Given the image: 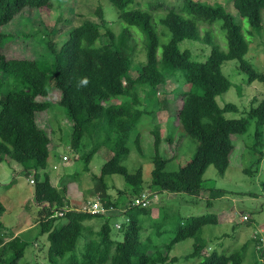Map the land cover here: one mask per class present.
I'll return each instance as SVG.
<instances>
[{
    "label": "trees",
    "instance_id": "16d2710c",
    "mask_svg": "<svg viewBox=\"0 0 264 264\" xmlns=\"http://www.w3.org/2000/svg\"><path fill=\"white\" fill-rule=\"evenodd\" d=\"M54 1L62 4L57 6ZM73 1L76 0H0V26L26 8L48 11L58 7L60 13L56 22L65 23L69 21V13L64 15L63 12L75 13L72 12ZM105 1L112 5L121 24L117 33L109 26L102 6L97 4L94 12L97 20L86 19L62 34H57L56 26L48 28V57L9 58L0 52V162L12 159L22 166L26 175L32 173L34 177V199L40 207V233H45L48 241V261L50 264H172L181 262L183 257L191 259L185 264H243L246 260L243 248L247 242L241 249L232 248L231 244L221 246L220 243L217 248L211 247L203 237V228L217 223L215 213L178 219L173 226V237L165 244L167 251L187 238L193 242L188 253L169 258L152 244L150 237L143 241L140 234L142 223L137 214H151L156 209L150 204L132 203L135 198L148 195L144 192L152 190L194 196L205 190L211 193L221 191L205 188L203 174L209 165L224 174L234 150L232 135L245 133L252 122L254 141L250 147L256 158L243 170L246 173L257 170L254 165L263 156L264 99L255 105L252 101L246 116L229 118L224 113L235 110V104L219 106L216 97L231 85L229 77L222 72V64L229 59L237 60L248 81L258 79L264 84V72L245 58L251 50L249 45L255 40L250 38L257 35L256 38H261L264 34H260L264 26V0H228L247 20L249 27L244 31L221 2L182 0L180 4L169 6L150 0L144 4L138 0ZM161 8L163 10L159 12ZM216 20L224 31L226 49L212 44L208 55L198 59L187 48L179 47L184 39L211 43L212 35L206 27ZM157 23L163 27L161 31L156 29ZM201 26L205 28L200 30ZM134 29L144 35L146 49V60L135 69L131 45ZM167 35L168 41L160 44V38ZM7 37L8 34L0 33V44ZM159 45L160 53L157 52ZM133 69L136 71L134 75L131 74ZM177 71L187 83L178 95L181 104L175 113L177 125L197 141V146L185 164L176 170H166V163L172 157L161 154L163 140L160 126L155 123L149 128L153 146L151 180L144 184L142 169L129 172L121 159L129 153L132 145L135 150L142 151L140 134L132 136L131 133L144 113L152 115L153 107H168L165 94L162 92L159 97L157 91L165 90L169 78L175 81L179 76L175 74ZM2 75L8 78L2 79ZM9 80L17 83L13 82L14 86L9 87ZM52 89L60 92L58 104L65 109L71 123L70 148L74 152L86 149L76 157L81 156L89 163L100 148L112 153L102 164L100 174L93 175L92 180L94 194L101 202L109 208L120 207L127 216L119 229L121 239L112 235L107 220L96 230L87 223L95 217L106 219L109 216L70 208L66 185L62 183L57 187L47 173L42 179L37 173V170L46 168L50 143V138L35 122V113L47 109L49 102L38 101L37 96L46 97ZM152 119H155L154 115ZM165 139L168 142L174 140L172 136H165ZM111 174L121 175L130 187L129 191L118 189L116 192L118 195L129 193L122 204L108 193L110 186L105 176ZM260 187L264 194V180ZM208 199L210 206L212 203ZM65 206L63 215H54ZM3 211L0 202V214ZM60 218H64V222L57 225ZM155 226L160 228L161 224L156 222ZM8 234L10 239L6 241L0 236V264H22L19 259L28 243L11 231ZM81 238L85 241L82 250L78 251ZM260 242L264 243L261 239ZM258 251L264 264V247H259Z\"/></svg>",
    "mask_w": 264,
    "mask_h": 264
},
{
    "label": "rangeland",
    "instance_id": "374dc122",
    "mask_svg": "<svg viewBox=\"0 0 264 264\" xmlns=\"http://www.w3.org/2000/svg\"><path fill=\"white\" fill-rule=\"evenodd\" d=\"M138 1H140V4H144L148 0ZM150 1H160L169 6L182 2V0ZM200 1L223 3L226 10L232 14L233 19L240 23L243 31L249 27L247 20L238 14L232 4L228 3V0ZM54 2L58 3V1ZM73 2L72 12L75 13L68 10L63 12L64 15L69 13V21L65 23L56 22L60 13L58 7L48 11H39L34 8L22 10L8 23L0 26V33L8 34V37L0 44V52L9 58L41 59L43 55L48 57L46 49L48 28L56 26L58 29L57 34H62L70 26L78 25L86 19L97 20L94 13L97 4L102 6L109 26L116 33L121 28L116 13H114L115 10L108 1L76 0ZM61 4L62 2L57 6ZM162 10L163 8L159 9V12ZM201 27L200 30L205 28ZM206 28L211 32V43L184 39L179 43V47L181 49L187 48L190 50L191 55L198 59H203L208 55L212 44H217L221 49H226L225 34L220 27V22L216 20L210 26L207 25ZM156 29L161 31L163 27L157 23ZM132 31V64L134 68L140 66L146 60V49L144 35L137 29ZM263 33L264 26L260 34ZM257 36L250 38L251 41L252 39L255 40L249 45L251 50L245 54V58L257 70L264 72V34L261 38H256ZM168 39L169 35L161 37L160 44L167 42ZM157 52H161L160 45ZM134 69L131 72L132 75L136 74ZM222 72L229 77L231 85L216 97L217 103L219 106H223L225 103L235 104V110L224 113L226 117L246 116L252 101L255 105L264 99V84L258 79L248 81L247 74L240 70L236 59L225 61L222 64ZM175 74L179 75L177 79L172 81L169 78L165 90H159V97L162 96V92L165 94L164 97L168 107L166 109H154L153 107L154 113L152 115L144 113L131 133L132 136L140 134L142 151L135 150L134 145L131 144V150L121 159V163L129 172H135L138 168L142 169L144 184L149 183L151 180L153 146L151 139H149V128L153 127L155 123L160 126L163 140L160 145V152L167 158L172 157L166 163V170H176L185 164L193 156L197 146V141L187 135L180 125H177L175 113L181 104V98L178 95L184 87L186 88L187 83L181 77V72L177 71ZM1 78L6 80L8 77L2 75ZM13 82L17 83L14 80L8 81L9 87L14 86ZM153 98L156 97L153 96ZM59 99L60 92L56 89L49 90L46 97L37 96L38 101L49 102L47 109L35 113V122L50 138L46 168L37 170V173L41 179L44 178V173H47L51 183L57 187H61L62 183L66 185L67 198L73 203L70 208L80 209L88 200L93 201V198H96L94 194L95 183L92 176L100 174L102 164L112 153L100 148L93 154L89 163H86L81 156L79 159L76 157H79L86 149L74 152L70 148L71 123L65 109L58 104ZM149 102L150 107H152V98ZM140 107H143V105L141 104ZM150 107L147 108L150 109ZM153 115L155 116L154 120L152 119ZM253 131L254 122L248 126L245 133L232 135L234 150L224 174L219 173L213 165H209L204 172L203 186L216 190L220 189L221 191L211 193L205 190L201 191L199 196L187 193L172 194L157 190L144 192L148 194V202L144 206L150 204V207L155 208L156 211L153 209L151 214H137V218L142 223L140 232L142 240L146 241L147 237H150L152 244L157 246L160 252L167 254L169 258L183 256L190 251L193 239L187 238L180 241L169 251L165 247V244L174 235V224L178 219L183 220L191 215L207 212L215 213L218 218L217 223L206 225L203 228V237L207 243L211 247L220 248L217 245L220 243L221 246L231 244L232 248L241 249L242 245L247 242V245L243 248L246 254V260L243 264H252L253 262L263 264L258 248L264 247V243L260 242V239L264 238V194L260 187V182L264 180V127L261 137L263 156L260 162L254 165L257 170L252 173H246L243 170L249 167L256 158L254 150L250 147L254 141ZM165 136H172L174 140L168 142ZM32 176V173L26 175L22 166L12 159L7 158L0 162V202L4 206V211L0 214V234L2 233L0 236L3 237V240H8L10 239L8 233L11 231L13 235H19L22 240L28 243L23 256L19 259L20 263L50 264L47 257V237L45 233H40L38 223L40 207L34 199V185L29 183ZM105 181L110 186L108 193L115 200L122 204L128 199L129 193L121 195L116 193L118 189L129 191L130 188L121 175H106ZM208 198L212 203L210 206L206 201ZM104 214L109 217L106 219L103 216L95 217L87 223L91 224L96 230L107 220L112 228V235L117 239H121L122 232L119 229L122 224H125L127 218L123 213V209L120 207L105 208ZM243 215L248 218L243 219ZM63 222L64 218H60L57 225ZM156 222L161 224L160 228H156ZM84 241V238L79 240L77 244L78 251L82 250ZM5 255H8V253ZM184 260L186 259L182 257L181 262L172 264H185L191 259H187L186 262Z\"/></svg>",
    "mask_w": 264,
    "mask_h": 264
},
{
    "label": "built area",
    "instance_id": "2783aa9c",
    "mask_svg": "<svg viewBox=\"0 0 264 264\" xmlns=\"http://www.w3.org/2000/svg\"><path fill=\"white\" fill-rule=\"evenodd\" d=\"M157 94H159V91H157ZM34 177H30L29 179V183L33 184ZM148 202V198L147 195H142L141 197H137L134 199V204L136 205H140V206H144L146 205V203ZM83 211H88L91 213H105V207L101 205V203L98 200L95 201H87L86 204H83L82 208ZM59 214H63V211L59 212ZM247 216L244 215L243 219H246ZM262 241H264V238L262 239Z\"/></svg>",
    "mask_w": 264,
    "mask_h": 264
},
{
    "label": "clouds",
    "instance_id": "9594fccd",
    "mask_svg": "<svg viewBox=\"0 0 264 264\" xmlns=\"http://www.w3.org/2000/svg\"><path fill=\"white\" fill-rule=\"evenodd\" d=\"M160 92V91H159ZM96 196V195H95ZM87 200V199H86ZM95 200H98L100 203H101V205L102 206H104L105 208H109V207H106L102 202H101V200L99 199V197L98 196H96V198H93V201H95ZM133 205H135L134 204V201H133V203H132ZM71 207V206H70ZM82 207V206H81ZM66 206H65V209H63V210H59V211H57V212H55V214L54 215H58V216H60V215H63V214H59V212H61V211H65L66 210ZM110 208H112V207H110ZM72 209H74V208H72ZM80 210H82L81 208H80ZM101 214H104V213H101ZM244 216V215H243ZM243 216H242V218H243ZM248 218V217H247ZM17 235V234H16ZM263 238H261V240H262ZM4 241H6V240H4ZM262 242H264V241H262Z\"/></svg>",
    "mask_w": 264,
    "mask_h": 264
},
{
    "label": "crops",
    "instance_id": "0c3cea01",
    "mask_svg": "<svg viewBox=\"0 0 264 264\" xmlns=\"http://www.w3.org/2000/svg\"><path fill=\"white\" fill-rule=\"evenodd\" d=\"M68 201H69V206H72L73 203L71 202V200H68ZM74 204H75V203H74Z\"/></svg>",
    "mask_w": 264,
    "mask_h": 264
}]
</instances>
